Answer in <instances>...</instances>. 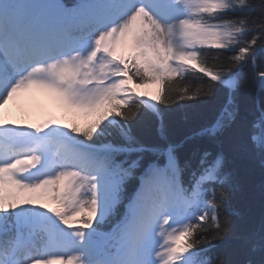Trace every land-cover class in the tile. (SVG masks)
<instances>
[{"label": "snow or ice", "instance_id": "snow-or-ice-1", "mask_svg": "<svg viewBox=\"0 0 264 264\" xmlns=\"http://www.w3.org/2000/svg\"><path fill=\"white\" fill-rule=\"evenodd\" d=\"M156 82L158 95L138 91ZM249 83L264 96V0H0V108L40 91L96 116L0 118V264H264V221L236 237L246 259L217 250L238 185L203 143L264 165V103L243 115L239 102ZM210 102L179 143L133 132L154 119L166 141L171 109Z\"/></svg>", "mask_w": 264, "mask_h": 264}, {"label": "trees", "instance_id": "trees-1", "mask_svg": "<svg viewBox=\"0 0 264 264\" xmlns=\"http://www.w3.org/2000/svg\"><path fill=\"white\" fill-rule=\"evenodd\" d=\"M63 2L71 5L76 0H63ZM188 75L189 80L187 82L191 86L193 84L191 79L193 74ZM239 102L242 114L250 115L257 111L258 104L264 103V96L258 97L255 88L249 83L248 87L241 91ZM212 103L210 102L206 105L197 104L183 111L175 108L171 109V119L167 121L166 141L161 138L159 122L154 119L142 118L138 123L133 125V132L146 146L163 145L166 142L179 143L185 136L190 135L196 130L204 122L205 118L209 116V109ZM185 112H187L189 117L187 120L183 118ZM76 118H72L71 126L86 128L94 123L96 116L93 115L92 118H87L82 122L76 120ZM203 143L212 148L219 146L225 150L229 157L230 167L236 173L238 185L230 200L232 208L239 214L233 217V234L217 250H227L229 259H246L247 256L241 249L236 237L252 230H259L261 222L264 221V165L261 164L258 158L250 159L231 151L227 139H224L219 145L208 144V142ZM183 155L184 153L182 152L181 158H183ZM145 160H158L162 162L163 157L155 156L153 153H146ZM185 182H187V176H185ZM120 212H123V208L120 209ZM112 223H114V219L105 224L102 229L110 231Z\"/></svg>", "mask_w": 264, "mask_h": 264}, {"label": "bare ground", "instance_id": "bare-ground-1", "mask_svg": "<svg viewBox=\"0 0 264 264\" xmlns=\"http://www.w3.org/2000/svg\"><path fill=\"white\" fill-rule=\"evenodd\" d=\"M140 92H146L149 96H155L158 93V84L144 85L138 89ZM47 105V94L44 92L36 91L31 95H25L21 100H10L4 105L3 110L0 111V118L4 120L18 121L22 125H30L39 122L41 119L47 117V112L44 108ZM39 118L34 120L33 118ZM34 120L36 122H33Z\"/></svg>", "mask_w": 264, "mask_h": 264}, {"label": "rangeland", "instance_id": "rangeland-1", "mask_svg": "<svg viewBox=\"0 0 264 264\" xmlns=\"http://www.w3.org/2000/svg\"><path fill=\"white\" fill-rule=\"evenodd\" d=\"M49 102H48V105H49V107L51 108V109H53L54 108V110L55 111H61L62 113H64V115L65 116H67V117H69L70 116V114H74V115H77V116H79L80 118H84L86 115H84V114H76V113H73V112H71V111H69V110H67V109H65L64 107H62L56 100H52V97L50 96L49 97V100H48ZM33 119H36V118H33ZM61 125H63L62 123H60ZM43 201H47V203L48 204H52L53 205V207H55L56 206V203L54 202V201H52V200H48V199H45V200H43Z\"/></svg>", "mask_w": 264, "mask_h": 264}, {"label": "water", "instance_id": "water-1", "mask_svg": "<svg viewBox=\"0 0 264 264\" xmlns=\"http://www.w3.org/2000/svg\"><path fill=\"white\" fill-rule=\"evenodd\" d=\"M158 83V82H157ZM159 84V83H158Z\"/></svg>", "mask_w": 264, "mask_h": 264}]
</instances>
